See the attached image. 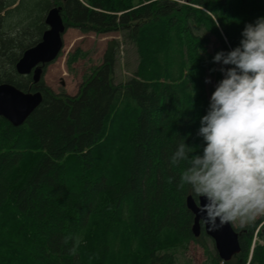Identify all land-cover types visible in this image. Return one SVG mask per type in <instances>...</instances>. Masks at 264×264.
<instances>
[{
    "label": "trees",
    "instance_id": "trees-1",
    "mask_svg": "<svg viewBox=\"0 0 264 264\" xmlns=\"http://www.w3.org/2000/svg\"><path fill=\"white\" fill-rule=\"evenodd\" d=\"M147 1L20 0L9 9L17 0H0V84L43 97L20 126L0 116V264H175L192 242L207 249L186 205L198 196L178 187L187 163L170 158L184 140L202 153L197 133L214 92L206 75L264 18V0ZM54 6L67 29L123 32L139 57L131 76L117 81V39L76 95L45 83L49 64L37 84L18 74ZM235 230L240 253L224 261L206 251L213 264H264V216Z\"/></svg>",
    "mask_w": 264,
    "mask_h": 264
},
{
    "label": "clouds",
    "instance_id": "clouds-1",
    "mask_svg": "<svg viewBox=\"0 0 264 264\" xmlns=\"http://www.w3.org/2000/svg\"><path fill=\"white\" fill-rule=\"evenodd\" d=\"M242 37L214 57L230 67H221L224 78L200 120L202 153L184 140L170 158L173 166L187 163L178 187L204 198L200 212L210 230L264 216V18L247 24Z\"/></svg>",
    "mask_w": 264,
    "mask_h": 264
},
{
    "label": "rangeland",
    "instance_id": "rangeland-1",
    "mask_svg": "<svg viewBox=\"0 0 264 264\" xmlns=\"http://www.w3.org/2000/svg\"><path fill=\"white\" fill-rule=\"evenodd\" d=\"M81 1L87 4L86 0ZM19 3L20 0H17V3L9 9L15 8ZM134 3L138 6L140 5L139 3L145 4L150 2L147 0H134ZM17 14L13 13L10 16L11 18L9 17V25L17 26L15 23L22 22L19 21L20 18L15 19V17H20ZM12 19L18 22H10ZM24 22L26 21L24 20ZM112 39H117L122 44L119 62L116 67L117 81L121 82L128 79L132 71L137 68L139 57L136 47L129 42L126 43L123 32H97L94 30L85 33L78 28L70 27L63 36V51L57 60L49 64L46 68L44 74L45 83L56 93L66 92L70 95H76L79 92L83 80L90 74L92 68L102 63L107 43ZM209 40L208 52L215 54L216 50L220 48L219 44L214 36H210ZM221 67L229 66H223L221 63H217L214 75H206L207 89L209 92L210 88H213L215 91L218 82L224 78L223 73L220 71ZM261 217H257V219ZM250 223L252 221L244 224L236 222L233 225L235 228H243ZM210 239L214 242L212 238ZM211 240L206 241L207 249H204L200 243L192 242L186 249L175 253V264H213L211 257L207 256L206 253V251L213 252V249L216 250L215 242L212 243Z\"/></svg>",
    "mask_w": 264,
    "mask_h": 264
},
{
    "label": "water",
    "instance_id": "water-1",
    "mask_svg": "<svg viewBox=\"0 0 264 264\" xmlns=\"http://www.w3.org/2000/svg\"><path fill=\"white\" fill-rule=\"evenodd\" d=\"M63 7L54 6L47 12L45 23L48 29L44 32L42 40L34 47L28 49L16 64L18 74L32 75L34 83H39L43 77V66L51 64L60 56L64 48L63 36L67 30L62 16ZM43 100L41 92L26 93L12 84H0V116L14 126L22 125L35 111ZM206 201L192 195L187 197L186 205L194 216L192 232L199 237L204 227L205 233L214 240L215 248L224 261H230L241 251L239 233L232 224H227L218 230H210L203 223L200 207ZM219 223V221H218Z\"/></svg>",
    "mask_w": 264,
    "mask_h": 264
}]
</instances>
